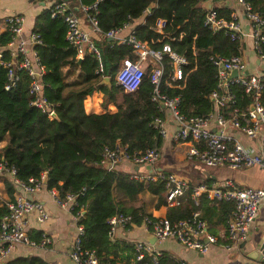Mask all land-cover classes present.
<instances>
[{
  "label": "trees",
  "instance_id": "trees-1",
  "mask_svg": "<svg viewBox=\"0 0 264 264\" xmlns=\"http://www.w3.org/2000/svg\"><path fill=\"white\" fill-rule=\"evenodd\" d=\"M252 11L264 15V0H245ZM70 12L94 17L101 34L92 40L100 53L102 73L97 74L98 60L85 51L78 64L76 50L65 40L66 25L62 14L51 17L50 9L36 18L32 31L40 44L35 46L38 63L45 69L41 78L42 98L55 114L50 119L46 112L33 105L35 100L28 92L31 79L24 71H17L18 80L9 91L6 70L0 66V164L14 168L22 182L39 179L43 174L48 181L45 190L56 189L61 197H76L72 214L79 212V222L84 228L82 247L96 253L101 263L128 264L134 259V244L108 236L107 221L114 216H130L127 229L142 225L144 217L153 218L148 207L154 202L155 210L166 207L164 184L143 183L131 178V171L119 166L107 169L100 163L103 151L119 144L129 156L154 148L160 154L163 139L151 125L155 118H163L159 105L152 100L154 86L150 82V69L146 67L137 91L126 94L116 83L117 72L124 60L136 61L131 48L108 41L104 35L127 21L141 19L149 6L151 13L142 25L135 28V36L152 50L169 45L187 64L182 66V80L171 81L172 67L164 59V75L159 93L168 98L180 99L179 110L186 118L208 117L214 111L211 94L217 83V71L210 63L214 56H242L244 43L232 39L228 32L212 34L204 25L205 10L198 0H70ZM96 5V10L84 14L80 7ZM218 16L230 18L231 10L216 9ZM158 20L165 21L161 33L153 30ZM88 23V21H87ZM0 33L2 62L10 61L5 48L12 41L5 20ZM93 32V31H92ZM94 33V32H93ZM21 60V56L18 58ZM107 77L110 86H100ZM264 85V80H262ZM102 94L99 114H87L84 101L93 93ZM235 96L234 107L245 113L249 97L239 84L230 86ZM264 107V88L261 92ZM110 105L115 112L108 109ZM160 159V158H159ZM159 161V160H158ZM3 180L5 201L0 200V221L7 213L6 203L15 199L16 188L7 174ZM189 184L192 186L189 182ZM211 188V181L204 183ZM199 185V184H194ZM202 205L200 219L208 225L212 236L221 237L226 223L235 210L234 202L221 201ZM197 208L185 197L181 204L167 208L165 218L170 222L189 219ZM126 229V230H127ZM125 230V231H126ZM223 231V232H222ZM222 232V233H221ZM29 238L39 242L41 235L31 232ZM160 264H177L161 253ZM6 264H47L32 256L15 257Z\"/></svg>",
  "mask_w": 264,
  "mask_h": 264
},
{
  "label": "built area",
  "instance_id": "built-area-1",
  "mask_svg": "<svg viewBox=\"0 0 264 264\" xmlns=\"http://www.w3.org/2000/svg\"><path fill=\"white\" fill-rule=\"evenodd\" d=\"M198 1L205 10L204 25L212 34L228 32L232 39L244 41L247 38L241 30L237 14L232 12L229 19L218 16L216 9L221 8L222 0ZM234 1L241 11L242 17L250 24L251 33L248 37L252 40V50L261 61H264V15L253 12L245 0ZM207 2L211 3L209 10L205 8ZM95 6H81L80 10L87 14L88 11H95ZM50 12L52 18L57 14L63 15L66 25L65 40L75 48L76 59L82 60L85 51L93 53L98 60L97 74H101L103 69L100 53L89 34L82 29L80 19L70 12L68 5L64 3L55 4L50 8ZM146 14L150 13L146 12ZM87 21L94 33L101 34L96 18L88 17ZM129 22L131 20L104 35V37L114 40L118 45L131 48L137 58L134 62L124 60L117 72L116 83L123 92L131 94L137 91L146 67H149L150 82L154 86L152 100L158 105L163 104L164 108L159 105L163 116L167 114L175 126L173 140L187 145L186 157L188 159L200 162L208 168H227L236 173L250 167H257L264 171V107L261 104V92L264 85L259 76L246 73V65L242 56H214L210 58V63L217 71V83L210 96L214 103V111L206 118H186L180 113L178 97L168 98L159 93L160 82L164 75V59H167L172 67L171 81L173 82L182 80V66L187 64L186 60L174 53L169 45H163L161 50H152L147 43L136 38L135 29L127 37L120 38L118 33L121 29L130 27ZM6 23L12 41L5 48L10 54V61H1L3 49L0 47V66L5 68L8 82L5 90L9 91L14 87L18 80L16 72L24 71L31 79L28 92L35 98L33 105L46 112L50 119L55 118V114L42 98L41 78L45 74V69L39 65L34 49L36 45L40 44L39 37L30 33L27 39H23V20L20 16L9 17L6 19ZM164 26L165 21L158 20L153 30L161 33ZM19 56H21V60L18 59ZM233 72L237 73L236 77H232ZM233 84L241 85L244 93L249 97V105L245 113L239 112L234 107L235 96L230 92V86ZM226 106L232 109L230 119L232 127L250 140L257 142V149L243 146L226 132L227 119L218 113V109ZM213 118L218 131H211L210 124ZM151 126L158 131L162 138L167 136L164 118H155ZM159 158L160 154L154 148L129 156L125 148L116 144L114 148H106L103 151L100 161L106 167L110 164V168L129 163L132 167L137 168V171L131 174L133 180L143 183L162 182L167 208L179 206L185 197L197 208V211L189 219L174 223L165 217H144L142 226L147 233L153 236L155 243L173 240L185 250L205 254L213 245L221 246L229 251L248 241L252 224L260 206L264 204V189L236 188L230 179L224 181L220 186L211 188L205 184L191 186L187 180L179 178L174 173L156 170L154 166ZM141 167L146 170L138 171ZM2 173L7 174L16 188L15 199L6 203L7 213L0 221V264H5V259L11 260L20 247L45 249L51 246L52 241L48 236L42 234L40 241L35 242L29 238L26 229V219L30 215H35L39 224L50 219V214L43 205L33 199L35 194L45 189L43 183L45 175L43 174L39 179H29L25 183L16 177L14 168L7 169L4 164H0V174ZM46 191L60 209L68 210L72 214L73 207L76 206L74 195L66 194L61 197L56 189ZM203 197L206 199V205L221 201H232L235 204L232 217L226 223L224 234L220 238L212 236L208 231L207 223L200 219L202 209L200 199ZM72 215L76 222V236L70 245L68 254L70 260L74 264H109L101 263L94 251L82 247L84 228L78 224L79 212ZM23 218L26 219L23 220ZM130 221V216L111 217L107 221L108 236L113 239L116 231L126 230ZM221 241L222 243H220ZM133 244L134 259L130 264H160L161 252L155 251L154 244L146 242ZM260 256V264H264V254L261 251ZM177 264L186 263L180 261Z\"/></svg>",
  "mask_w": 264,
  "mask_h": 264
},
{
  "label": "crops",
  "instance_id": "crops-1",
  "mask_svg": "<svg viewBox=\"0 0 264 264\" xmlns=\"http://www.w3.org/2000/svg\"><path fill=\"white\" fill-rule=\"evenodd\" d=\"M57 1L70 3V0H0V33L4 32L5 20L16 15L20 16L23 20L22 37L24 40L27 39L29 34L32 33L34 29L36 18L42 13L48 11L56 4ZM221 4V8H227L231 10V12L237 14L239 17L241 30L247 36V38L242 41L245 47L241 54L246 65V73L249 75H257L260 79L264 80V61H261L252 50V40L248 37L251 33L249 22L242 17L243 15L241 14V11L235 4L234 0H222ZM145 16H147V14H145L139 20L129 22L130 27L121 29L118 33L119 37H127L132 30H134L137 26L142 25L145 21ZM79 19L82 29H84V31L89 34V37L93 39L95 37V33L92 32L90 25L85 20V16L83 14H79ZM101 100L102 94L97 92L93 93L92 96L87 97L84 101L85 112L87 114L102 113L103 110L100 107ZM108 109L112 112L116 111V108L113 105H110ZM218 113L226 117V132L229 135L240 142L243 146L257 149V142L250 140L240 131L232 127L230 123L232 109L230 107L226 106L224 108L218 109ZM163 118L165 119L167 136L163 139V144L160 149V159L155 164L154 168L160 171L171 172L166 170L165 165L167 164L162 160L167 156H174L178 160L183 161L185 158L181 152L185 151L186 157L187 145L177 143L173 140L175 126L167 114L164 115ZM210 126L211 131H218L214 118ZM3 145H0V148ZM193 167L194 164L191 165L190 169L188 168V172H190ZM120 169L128 173L131 171V169L137 171V168L132 167L129 163L120 165ZM145 170L146 168L142 167L138 169V171ZM148 171H150V169H148ZM130 173L132 174V172ZM190 173L193 174V171ZM186 176L187 178L183 176H181V178L188 180V182L193 185L204 183L206 179H209L211 181L212 187H215L222 185L224 181L230 179L234 182L236 188L264 189V171L257 167L242 169L240 173L230 171L227 168H216V170H205L200 176H195V178L189 175ZM33 199L43 205L45 210L50 214V219L43 224H39L35 219V215L28 216L26 219V229L28 235L31 232H38L40 235L45 234L51 239L52 244L50 247L45 249H27L20 247L12 258L32 256L43 260L47 264H74L68 255L70 245L76 236V222L73 218V215L68 210L60 209L51 200L48 192L45 189L35 194ZM0 200H6L3 192L2 179H0ZM154 202L148 207V211L153 217H165L166 207L155 210ZM263 231L264 204L260 206L258 214L252 224L248 241L246 243L239 244V246L232 248L229 251L225 250L221 246L213 245L210 246L209 250L205 254H201L196 251L185 250L182 246H180V244L173 240L155 243L153 236L150 233H147L142 225L139 227H131L126 231L117 230L113 239L126 240L129 243L146 242L151 245L154 244L155 251L165 254L167 257L171 258V260L177 263L183 261L186 264H260V249L256 244L259 233ZM220 243H222V241ZM132 260L133 259H130L128 264H130ZM116 264L124 263L117 262Z\"/></svg>",
  "mask_w": 264,
  "mask_h": 264
},
{
  "label": "rangeland",
  "instance_id": "rangeland-1",
  "mask_svg": "<svg viewBox=\"0 0 264 264\" xmlns=\"http://www.w3.org/2000/svg\"><path fill=\"white\" fill-rule=\"evenodd\" d=\"M181 154L185 158L183 161L178 160L174 156H167L162 160L167 164V165H165L166 170L171 171L172 173H174L177 176L179 175L178 176L179 178H181V176L187 178L186 175H189V176H192L195 178V176L196 177L200 176L202 174V172L205 170H207V171L216 170V168H208L200 162L188 160L185 157V151L181 152ZM192 164H194V167L190 170V172L193 171V174L188 172V168L190 169Z\"/></svg>",
  "mask_w": 264,
  "mask_h": 264
},
{
  "label": "water",
  "instance_id": "water-1",
  "mask_svg": "<svg viewBox=\"0 0 264 264\" xmlns=\"http://www.w3.org/2000/svg\"><path fill=\"white\" fill-rule=\"evenodd\" d=\"M205 6H206V8L209 10V9L211 8V3H210V2H207V3L205 4ZM152 9H153V6H152V5L149 6L148 9H147V13H151ZM108 41H110V39H108ZM80 61H81V60H78V64L80 63ZM236 76H237V73H236V72H233V73H232V77H236ZM99 85H100V86H107V87H109V86H110V80H109V78L104 77V78L100 81ZM211 101L213 102L212 99H211ZM159 105H160L161 108H164L162 103H160ZM109 168H110V164H109V166L107 167V169H109ZM47 181H48V178H47V176H45L44 181H43L44 185L47 184ZM25 219H26V218H23V220H25ZM256 245H257L258 248L260 249L261 253L264 254V231L261 232V233H259V236H258V240H257V244H256ZM260 257H261V256H260ZM9 261H10V260L7 258V259H5V262H4V263L6 264V263H8Z\"/></svg>",
  "mask_w": 264,
  "mask_h": 264
}]
</instances>
